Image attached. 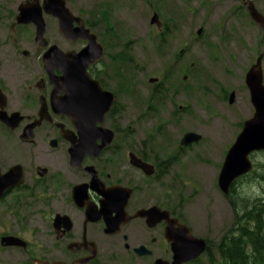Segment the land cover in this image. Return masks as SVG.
<instances>
[{"label": "flooded vegetation", "instance_id": "1", "mask_svg": "<svg viewBox=\"0 0 264 264\" xmlns=\"http://www.w3.org/2000/svg\"><path fill=\"white\" fill-rule=\"evenodd\" d=\"M43 1L0 0V114L16 119L13 128L0 119L1 141L14 153L13 161H0V264H174L181 225L214 254L217 240L192 233L180 192L188 170L212 159L197 148L201 136L187 131L200 138L182 144L184 132L159 143L161 127L154 137L121 125L138 86L132 43L118 46L102 11L97 16L73 0H64L71 15L64 34ZM49 47L72 56L87 48V61L69 66L73 78L59 62L49 74ZM151 79L150 97L160 106L166 85ZM103 129L112 133L109 142Z\"/></svg>", "mask_w": 264, "mask_h": 264}, {"label": "rangeland", "instance_id": "2", "mask_svg": "<svg viewBox=\"0 0 264 264\" xmlns=\"http://www.w3.org/2000/svg\"><path fill=\"white\" fill-rule=\"evenodd\" d=\"M243 1L73 0L78 8L97 16L102 11L105 30L117 36L112 40L118 46L132 43L137 64L134 82L138 86L134 104L123 110L121 125L135 126L140 135L153 133L154 137L156 128L161 127L156 142L167 144L192 131L201 136L197 146L200 152H211L212 159L204 156L198 168L188 170L180 192L187 200L184 208L192 218V233L214 242L234 220L227 197L217 188L215 163L219 161L220 168L241 123L253 113L244 78L259 55L264 83V29L251 21ZM250 1L264 16V0ZM153 12L164 25L163 32L149 23ZM114 51L109 50L111 54ZM151 77L166 85L160 106L150 97ZM230 92H234L232 104L227 101ZM12 154L0 135V161L4 165L13 161ZM250 157L258 177L263 172L264 153ZM251 176L234 183L236 193L252 198L260 191V181ZM191 192L194 196L190 198ZM214 255L217 259L215 250ZM189 264L209 263L203 254L198 262Z\"/></svg>", "mask_w": 264, "mask_h": 264}, {"label": "water", "instance_id": "3", "mask_svg": "<svg viewBox=\"0 0 264 264\" xmlns=\"http://www.w3.org/2000/svg\"><path fill=\"white\" fill-rule=\"evenodd\" d=\"M245 6L251 21L259 28L264 29V16L255 8L250 0L246 2ZM42 7L45 13L58 17L60 31L65 34L71 15L69 10L64 5V0H44ZM149 23L151 25H155L157 28L160 27V22L156 13L151 15ZM43 25V19L40 14V9L38 8L39 39L43 35ZM199 31L200 30H198V33ZM91 37L94 40V36L92 35ZM53 48L54 47H49L43 56V60L47 66L49 74L51 71V65L59 62L60 64L65 65V71H68L69 76L73 78V69L71 68H73L76 64H84L87 61V48L81 51V53L78 54L79 56H72V53L70 52L62 53L58 50L54 51ZM260 61L261 55H259L256 58L255 63L249 67L244 78L249 94V101L253 107V113L250 118L243 121L240 132L237 134L234 142L229 146L224 156L217 177L218 188L224 195L228 194L230 186L236 178L244 176L251 171L252 161L250 160L249 155L254 152L264 151V83ZM70 77H67V86L73 85V81ZM149 81H153V79L150 78ZM233 98L234 93L232 92L229 97L230 104L233 102ZM64 103L69 102L64 100ZM109 105L110 102L107 103L106 107ZM0 119L7 122L8 126L11 128L16 126V119L14 117L5 119L4 115L0 114ZM79 126L81 129L80 143H83L86 141L85 137L88 135L87 130L83 128L85 127V122L80 123ZM103 130L107 132L105 141L109 142L112 137V133L107 129ZM199 138V135L187 132L184 134L182 144L197 141ZM75 149L76 148H73L72 150L75 151ZM181 230L183 232V237L178 240H172L174 264H182L197 259L207 247L206 241L202 238H196L190 235L189 229L186 226L181 225ZM8 239L9 238H7V240Z\"/></svg>", "mask_w": 264, "mask_h": 264}, {"label": "trees", "instance_id": "4", "mask_svg": "<svg viewBox=\"0 0 264 264\" xmlns=\"http://www.w3.org/2000/svg\"><path fill=\"white\" fill-rule=\"evenodd\" d=\"M262 166L263 172L258 177H255L254 167L246 175L258 178L261 193L256 188L258 193L250 198L236 193L234 185L230 188L227 199L234 220L218 241L217 259L211 248L207 249L205 256L209 264H264V164Z\"/></svg>", "mask_w": 264, "mask_h": 264}]
</instances>
